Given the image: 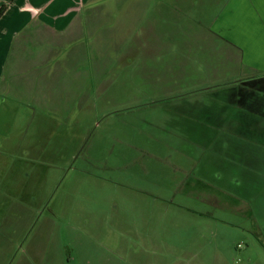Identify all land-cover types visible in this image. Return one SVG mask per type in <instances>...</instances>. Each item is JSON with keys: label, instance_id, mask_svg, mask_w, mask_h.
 Wrapping results in <instances>:
<instances>
[{"label": "rangeland", "instance_id": "obj_1", "mask_svg": "<svg viewBox=\"0 0 264 264\" xmlns=\"http://www.w3.org/2000/svg\"><path fill=\"white\" fill-rule=\"evenodd\" d=\"M180 1L156 56L135 58V29L113 55L124 19L104 16L82 77L0 81V264H264V68L205 32L225 0Z\"/></svg>", "mask_w": 264, "mask_h": 264}, {"label": "crops", "instance_id": "obj_2", "mask_svg": "<svg viewBox=\"0 0 264 264\" xmlns=\"http://www.w3.org/2000/svg\"><path fill=\"white\" fill-rule=\"evenodd\" d=\"M246 2H248L247 8L243 6ZM256 2L264 5V0H225L222 3V8L213 16L211 24L205 31L208 35L210 32L229 45L223 50V60L225 59L226 63L230 62L231 56L236 55L239 57V61L249 68L258 69L259 66L264 68V58L256 55H246L245 57L241 56L239 52L240 49L244 51L247 44L252 45L254 42L257 44L259 36L264 40V12L256 9ZM3 4L7 5L5 12L0 17V81L5 84L3 90H9L14 81H22L21 78L26 72L31 73L28 83H33L41 78V80L58 82H61L63 78L62 83H66L67 70L77 66L80 69L79 73L73 76L79 77L80 75L82 77L84 63L88 64L89 62V57H86L90 48L87 36L96 43L97 29L104 27V22H101L104 16L111 17L116 27L118 26L116 18L119 19L120 16L121 19H124L121 22L123 34L115 37L117 39L115 43H118L119 47H112L113 55L115 51H121V47L130 41V31L135 29V44L132 45L135 58L140 57L145 60L146 56L148 59L156 56L159 52H164L166 48L164 40L168 38V34L164 27L168 24L167 18L169 21L175 20L176 14L182 9L180 0H0V7ZM259 7L263 8L264 6ZM227 8L231 16L238 14V17L241 18L244 14L242 16L244 18L238 21V24L226 22L223 27L218 22L221 30L225 28L221 31L216 22L219 19L217 16ZM169 13H173L174 16ZM19 14H23V17ZM139 14L141 26L131 28ZM11 16L14 18L9 29L7 19ZM16 18L18 19L16 20ZM130 20H133L132 25L127 23ZM136 40L139 43H136ZM173 44L182 51L181 45H177L176 42ZM258 44L260 43L258 42ZM25 46L30 48L33 57L30 60L31 65L28 67H23L18 60L8 57L11 50ZM96 46L98 49L95 45L90 48L92 53L103 52V49H99L97 44ZM129 48H131L130 45L127 49ZM253 48H251L252 52ZM113 55L110 58L114 61L116 57ZM94 62L92 61L93 65L97 67ZM56 69H59L61 75L57 79H51L56 73ZM52 85L54 83L50 84V86ZM231 123L234 125L233 122ZM235 124H239V122L235 121ZM263 204L264 197L258 198L255 204L251 205L253 212L258 213L259 207H262ZM2 254L0 248V257Z\"/></svg>", "mask_w": 264, "mask_h": 264}, {"label": "trees", "instance_id": "obj_3", "mask_svg": "<svg viewBox=\"0 0 264 264\" xmlns=\"http://www.w3.org/2000/svg\"><path fill=\"white\" fill-rule=\"evenodd\" d=\"M7 8V5L3 4L1 7H0V17L2 16V14L5 12Z\"/></svg>", "mask_w": 264, "mask_h": 264}]
</instances>
